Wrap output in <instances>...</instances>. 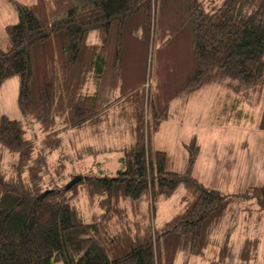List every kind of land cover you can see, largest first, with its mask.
Returning a JSON list of instances; mask_svg holds the SVG:
<instances>
[{"label":"trees","instance_id":"1","mask_svg":"<svg viewBox=\"0 0 264 264\" xmlns=\"http://www.w3.org/2000/svg\"><path fill=\"white\" fill-rule=\"evenodd\" d=\"M6 2L17 20L4 27L0 85L17 76L23 119L0 114V149L16 157L8 173L0 171V264H173L179 252L201 255L209 246L217 262L254 259L258 238L235 247L228 235L211 232L237 201L254 200L264 209V182L236 193L202 185L192 175L193 143L185 144V170H168L166 152L151 147L143 113L148 107L157 122L172 97L226 80V116L264 129V0H222L211 11L201 0ZM90 32L97 42L87 39ZM154 44L155 93L147 103ZM120 77L134 86L122 88ZM140 86L142 96L129 98L132 109L141 104L138 135L123 149L115 175L98 168L74 183L58 185L54 177L45 183L46 173L64 166L52 154L69 155L62 134L106 115ZM258 91L262 105L253 116L242 106ZM33 123L39 135L26 136ZM179 184L183 206L155 226V199L170 197ZM79 185L97 208L89 218L77 204Z\"/></svg>","mask_w":264,"mask_h":264},{"label":"rangeland","instance_id":"2","mask_svg":"<svg viewBox=\"0 0 264 264\" xmlns=\"http://www.w3.org/2000/svg\"><path fill=\"white\" fill-rule=\"evenodd\" d=\"M19 1L29 3L32 0ZM201 1L204 9L211 11L217 8L222 0ZM2 2H0V49L6 50L7 36L4 27L7 23H14L17 17L15 11L11 9V5L4 0ZM12 15L13 17H11ZM93 38H96L95 34L90 32L87 39L91 40ZM155 47L154 44L150 48L151 69L149 70L150 75L148 74L149 76L145 81L148 88L145 96V99L147 97V100H145L147 103L154 97L150 89H153L154 83ZM225 82L226 80H213L203 84L200 88L198 87L199 89L185 91L187 102L183 107L181 120L178 123L170 121L164 125L153 127V117L148 107L145 109L144 118L147 120V127H149L152 149L166 152V168L168 170L180 173L185 170L188 157V149L185 144L193 143L199 149L195 157L197 159L194 160L196 162L193 163L194 166L192 165V174L197 178L196 180L206 187L218 189L224 193H236L264 182V138L261 132L240 131L236 129L237 126L229 128V125H226V127L217 126V102L219 99L224 98ZM138 89L142 90V86ZM17 93V76L6 78L0 85V114H4L10 119L22 120V114L17 106ZM213 98L216 99V106L209 112L208 104L210 105ZM258 98V94L253 98L252 104L256 102L253 106V109L256 110L254 112H257L259 106ZM220 125L223 124L220 123ZM25 129L26 136L39 135V129L35 123L26 125ZM75 130L76 133L73 136L70 135V132L62 134L63 141L66 144L64 152H68L69 155L58 159V152L52 154V159H57V162L64 166L59 167L61 168L59 172L51 169L49 173H46L45 183L51 182V177H54L58 185H64L72 182L73 178H70L72 174L76 176L90 171L89 166L93 158L91 152H89L91 150L86 148L83 150L86 152L84 154L78 149L79 145H76L77 143H69V139L76 142L79 139L78 131L80 129ZM112 139L117 140V138L110 139L107 137L106 139L102 136L100 140L95 142L97 143L96 147L100 150L97 156L102 160L103 167H101L102 171L100 172H108V175H115L116 169L120 166L118 157L123 154V150L112 149L119 145L114 143ZM75 148H77V151ZM5 152L6 154L0 153V171L8 173L15 163L16 157L12 152ZM93 171L100 173L97 167H93ZM78 189L77 204L84 216L89 218L92 212L97 211V208L86 189L81 185L78 186ZM184 190V186L179 184L170 197L166 199L157 197L155 199L154 221L157 226L169 218L181 205L183 206L181 197ZM245 204L243 201H237L233 208L226 213L223 223L214 228L211 234L218 239L229 235L230 242L235 247L239 245L242 237H260L258 239V255L254 259L250 258L246 264H264V214L260 215L259 212H255L254 207L257 205H251L249 212H247L244 208ZM141 209L143 208L141 207ZM254 215H260V218L249 219ZM236 257L232 256V258Z\"/></svg>","mask_w":264,"mask_h":264},{"label":"crops","instance_id":"3","mask_svg":"<svg viewBox=\"0 0 264 264\" xmlns=\"http://www.w3.org/2000/svg\"><path fill=\"white\" fill-rule=\"evenodd\" d=\"M4 1L6 2V0H4ZM0 2H2V0H0ZM11 9H12V7H11ZM11 17H13V15ZM90 42H97V39L93 38L90 40ZM125 82H126V77H124L123 80L121 78V84H122L121 87L122 88H123L124 84L126 86H129ZM131 86H134V84L130 85L129 87H131ZM154 86H155V83H153V89H150L152 96L155 93V87ZM119 88H120L119 84L116 85V87H114V92H115L114 95L115 96L119 95ZM127 89H129V88L125 87L124 91ZM141 92H142V90L138 89V91H135V92L132 91V93L131 92L128 93L126 97H123L122 99L117 100L114 103V105L108 110L109 112H107L106 115L101 114V115L95 117L94 119H92L90 122H87L86 124H84L81 128H79L80 129L78 131L79 139L77 142L69 139V143L70 144H72V143L76 144L77 143L76 145H79L78 149L81 152H83L84 154H86V152H84L83 150H85L86 148L91 150L89 152H91L93 158H92V161L90 162V166H89L90 171L89 172H94L93 167L94 168L103 167L102 166V160H100L99 156H97V153L100 152V150H99V148L96 147V144H97V143H95L96 140H100V138L102 136L104 138L106 137V139H107V137H109L110 139L111 138H114V139L117 138V140L112 139V141L114 143L119 144L118 147H113V148L111 147L114 150H115V148H117L118 150H123L124 148H128L130 146V144L135 141V139L138 135L139 122L142 118V112H141V107H140L141 104H140V101H138L136 103L137 104L136 107H134L132 109L131 107H129V104L131 101V100H129V98L130 97H133V98L140 97V96H142ZM256 93L259 95V98H258V105L259 106H258L257 112H254L256 110L253 109V106L256 104V102H254L252 104L253 99L251 100V102H246L242 106L244 108V110L246 111V113H248V114L252 113L253 116L254 115L257 116L259 114L260 109H261V105H262V94L259 91ZM257 94H255L254 97ZM138 99L140 100V98H138ZM219 100H221V101H219ZM219 100L217 102V116H218L217 117V119H218L217 120V126L226 127V125H229L228 128L237 126L236 129H239L240 131H251L252 133L261 132V133H263L262 136L264 138V129H261L258 126H256L252 122V120H250V119H236V120L231 119L230 120V118L228 116H226V103L224 105L225 107L222 105V101H224L225 99L224 100L219 99ZM186 102H187V96L185 95V93H181V94H178V95L172 97L168 102V106H167V110H166V116L163 119H159V121H157V122L153 121L152 126L158 127V126L164 125L170 121L178 123L181 120L182 110H183V107L186 105ZM214 106H216V99L213 98V100H211L210 105L208 104V107L210 108L209 112H210V110H212L214 108ZM136 110H137V112H136ZM143 112H144V110H143ZM143 115H144V113H143ZM220 123L223 125H220ZM69 132L71 133L70 134L71 136H73V134L76 133V132H74V130H70ZM151 147H152V145H151ZM106 148H108V147H106ZM0 153L3 154L1 149H0ZM195 162L196 161H194V164H195ZM84 173H87V172H84ZM193 177H195V176L193 175ZM243 202L246 203L244 208L247 212H249V208L251 205H253V206L257 205V203L254 200L253 201H247V202L243 201ZM181 207H182V205L179 208H181ZM254 208H255L254 209L255 212L256 211L259 212L260 215L262 213L264 214V209H260L258 205L255 206ZM177 210L178 209H176L174 211V213ZM174 213H172L171 216ZM260 215H254L252 217H249V219H251V218L258 219V218H260ZM225 216H226V214L222 217L218 226H220V224L223 223ZM169 218H167L166 220H168ZM154 219H155V217H154ZM262 219H263V216H262ZM166 220H164L162 223H160L158 225V227H160ZM244 223H245V220H244ZM154 225L157 226L155 221H154ZM253 237L260 239V237H257V236H253ZM244 238L245 237H242L241 239L243 240ZM216 253H217L216 248H214L212 246L205 248L201 255H185V253L179 252L176 255V257L174 258L173 264H189V263H194V264H236V262L226 263V262L215 261L212 258V256L216 255Z\"/></svg>","mask_w":264,"mask_h":264},{"label":"water","instance_id":"4","mask_svg":"<svg viewBox=\"0 0 264 264\" xmlns=\"http://www.w3.org/2000/svg\"><path fill=\"white\" fill-rule=\"evenodd\" d=\"M78 179H79V176H76L75 178H73V180H72V182H71V183H74V182H76Z\"/></svg>","mask_w":264,"mask_h":264}]
</instances>
